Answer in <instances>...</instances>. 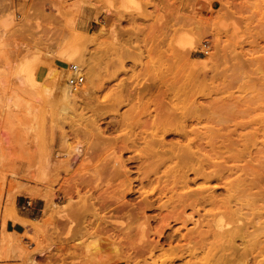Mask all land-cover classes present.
<instances>
[{
  "label": "rangeland",
  "instance_id": "rangeland-1",
  "mask_svg": "<svg viewBox=\"0 0 264 264\" xmlns=\"http://www.w3.org/2000/svg\"><path fill=\"white\" fill-rule=\"evenodd\" d=\"M72 64L85 78L71 84L69 100ZM172 83H194L193 96L205 105L183 144L201 143L210 130L214 147L202 142L217 162L264 171V0H0V264H184L206 256L142 253L136 237L145 217L115 212L123 197L138 203L157 185L131 195L109 168L129 156L133 133L150 132L144 106ZM173 130L168 141H177ZM226 132L248 150L223 147L218 135ZM206 179L228 198L227 177ZM239 206L243 221L261 216L264 225V198ZM156 224H145V240L158 239ZM253 242L264 244V229Z\"/></svg>",
  "mask_w": 264,
  "mask_h": 264
},
{
  "label": "bare ground",
  "instance_id": "bare-ground-1",
  "mask_svg": "<svg viewBox=\"0 0 264 264\" xmlns=\"http://www.w3.org/2000/svg\"><path fill=\"white\" fill-rule=\"evenodd\" d=\"M81 12L84 16L82 18L84 22L89 13L84 8ZM64 56L69 60H76L67 52L64 53ZM79 69L83 72L81 68ZM52 71L58 73L56 70ZM71 74L74 72L72 71ZM87 74V81H89L92 78V73L88 72ZM195 88L194 83H188L184 86L176 83H172L170 86L166 85L165 91L158 98L150 100L144 106L143 112L147 119L144 120L150 128V132L143 130L133 133L129 137L128 146H126V142L129 140L124 143L126 145L123 148V150L127 148L126 151L129 149V156L127 155L126 159L121 157L116 160L118 162L113 166V171L110 168L109 170L117 174L118 179L119 176L122 177L121 183L123 182L126 193L131 195L135 192H141L147 184L155 185L156 183L157 185L152 189V195L147 193L145 198L138 203L127 201L123 197L116 202L118 207L115 212L125 214L130 221L141 216L145 217V222L140 225L141 236L136 237V243L138 242L140 245L142 253L147 250L150 255H156L158 251L159 254L171 251L177 255L185 250L195 255L198 250H201L206 252L205 263L202 261L205 257H201L184 264H262L260 262L264 256V244L253 242L264 229L261 216H254L249 221H243L244 216L239 204L246 198L255 201L259 199L261 201L264 198V190L262 189L264 171L260 169L248 171L247 165L230 167L226 161L217 162L216 158L213 157V149H209L202 142V140H207L206 142L214 147V136L210 130H207L204 135H199L201 143L195 141L197 144H194L192 137L188 143L186 142L187 144H183L182 138L187 136L190 131L192 133L195 130L192 128L196 125L194 123L203 119L199 112L205 108L203 107L205 105L199 103L193 96ZM74 90L75 88L70 82L66 83L65 92H63L65 98L74 99ZM143 93L140 90L137 95ZM95 107L97 108L98 105ZM206 107L209 111L212 110V102L206 101ZM226 107L228 108L227 105ZM144 123L139 124L145 128L146 123L145 126ZM197 123L200 124V122ZM110 125L111 122L107 123L104 129L107 131L114 127H110ZM171 125L177 128L173 130L174 127ZM168 129L170 132L173 130L172 133L177 135V141L167 140ZM218 137L224 141L225 146L223 147L227 150H231L232 146L235 145L237 154L245 153L248 150V145L242 138L237 139L233 144L232 133L230 132L220 133ZM140 142H144L145 146L140 147L138 144ZM76 149L78 148L75 147L73 152ZM130 152L133 154L130 155ZM258 153L256 151V154ZM252 154L253 152L250 151L248 155L254 157ZM234 171H245L244 174L246 175H239L236 181L228 180ZM191 173L193 177L190 176ZM110 176V178L116 177L113 174ZM214 177L223 180L227 177L228 183L224 182L226 189L223 187L226 193L230 192L228 198H220L216 194V186H212L211 182V186L207 185L208 183L203 184L205 178L209 182V179H214ZM200 178H203L201 186L193 187L192 183L198 184ZM256 188L258 191L255 190ZM226 204H229L230 207ZM223 207L226 208L224 212L213 213L216 208ZM105 209H110V206H106ZM148 210L157 213L148 216L146 215ZM202 210L206 213H202ZM226 216H229L230 219L227 220ZM150 218L157 222L152 228L153 233L158 236L155 241L144 239L145 224L147 226V223H150ZM104 222L107 224L109 220ZM172 222H177L180 226L174 229ZM188 222L193 223V227L190 229L187 228ZM183 228L186 229L185 232L182 231ZM113 236L112 234L109 235L111 238ZM238 240H240L239 244H237ZM250 240H252L251 246H249ZM174 243L175 245H173ZM165 245L169 247L164 248ZM174 262L175 260H172L165 264H174Z\"/></svg>",
  "mask_w": 264,
  "mask_h": 264
},
{
  "label": "built area",
  "instance_id": "built-area-1",
  "mask_svg": "<svg viewBox=\"0 0 264 264\" xmlns=\"http://www.w3.org/2000/svg\"><path fill=\"white\" fill-rule=\"evenodd\" d=\"M72 70L74 74L69 78L71 84H81L84 81V74L80 71L77 64H72Z\"/></svg>",
  "mask_w": 264,
  "mask_h": 264
},
{
  "label": "crops",
  "instance_id": "crops-1",
  "mask_svg": "<svg viewBox=\"0 0 264 264\" xmlns=\"http://www.w3.org/2000/svg\"><path fill=\"white\" fill-rule=\"evenodd\" d=\"M9 222H7V230H11L10 228H9ZM21 226H22V224L21 223H19ZM12 231H17V232H20L19 230H17V229H13Z\"/></svg>",
  "mask_w": 264,
  "mask_h": 264
}]
</instances>
